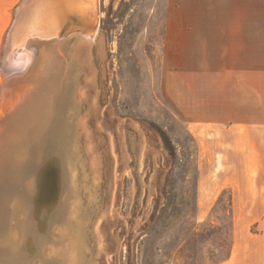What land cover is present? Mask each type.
Listing matches in <instances>:
<instances>
[{
  "label": "rangeland",
  "instance_id": "1",
  "mask_svg": "<svg viewBox=\"0 0 264 264\" xmlns=\"http://www.w3.org/2000/svg\"><path fill=\"white\" fill-rule=\"evenodd\" d=\"M102 13L97 43L66 46L63 91L38 79L42 48L27 77L1 75L0 131L22 123L30 88L47 86L46 108L63 98L56 160L29 162L0 139L6 162L33 182L10 198L2 260L264 264V0H102ZM57 169L74 179L78 215L45 238L33 180Z\"/></svg>",
  "mask_w": 264,
  "mask_h": 264
},
{
  "label": "bare ground",
  "instance_id": "2",
  "mask_svg": "<svg viewBox=\"0 0 264 264\" xmlns=\"http://www.w3.org/2000/svg\"><path fill=\"white\" fill-rule=\"evenodd\" d=\"M102 17H104L102 13V0H26L25 2L18 4L17 8H15L13 12L12 20L3 36L0 49V73L4 77L3 79L12 80L13 78L17 79V77H22V79L23 77H27L28 74H31L37 60L40 58L42 52L41 50L44 49L45 57L42 64L43 66L39 72L40 77L38 79H41V82L51 79L54 80V86L51 87V89L54 90V94L58 93L59 91H63L62 88H64L65 82L68 80L66 75L70 76L69 74L72 72L71 58H69L71 55V50L66 48L67 44L73 40H78L89 45L97 43L99 41ZM65 28L69 29L64 31ZM88 28H90V36H85L90 39L88 41L87 39L83 38L84 36L82 34H78L77 32H75L77 34H73L75 29L84 30ZM40 48L42 49L40 50ZM22 79L21 81L18 80L15 83L20 84L24 82ZM30 90L31 91H28L29 94L26 96L27 99L24 98V105L29 106L25 114L26 117L24 116V120H22L20 125L17 123L18 125H12L11 127H7L5 130L3 128L4 131H0V139L3 141L4 138L13 139L14 144L11 145L13 149L17 147H23V150L26 152L25 157L29 160V162H32L34 155L43 157L48 154V157L55 159L57 151L51 149L50 144L51 142L57 143V136L55 135L57 128L54 127L57 122L55 121V116L56 114H60V112H62L63 98L58 100V97H56L58 95L53 96L56 98L54 103L51 104L50 108H46L47 86H44L43 84L40 86V88L33 87L32 89L30 88ZM16 120L18 121V119ZM49 127L50 129H48ZM45 129L49 131L44 134ZM8 134L10 136L6 137ZM50 149L53 151L51 152ZM7 160L8 159L3 158L0 153V237L3 235V233H5V230L2 229V226L7 223V219L10 217L9 209H11V196L17 195L18 192L22 193V195L26 194V189H28L26 187L29 186V183V189L33 186V184H31L33 183L32 181L29 183L27 182L26 176H29V174L27 172L25 173L23 170L22 172L18 171V166L20 165L10 163V161L6 162ZM33 181L38 183L37 187L39 188L37 201L38 206L41 207L42 211L38 213L39 216L36 217V222L37 226L39 224L40 230H42V236L46 238L48 228H50L55 223H60V228L62 233H64L65 230L67 231L71 225V218H74L76 215H78L76 212L77 204L75 202H71V199L75 194L74 179L72 180V177L71 179H66V176H64L62 170L57 169L47 173L42 171V173L38 174V182L37 179ZM59 192L61 195L58 199H55L54 195L56 194V196H58ZM50 193L53 196L52 199ZM63 196L68 201V204L64 207L65 209L61 208L64 205L60 207L59 204H57V202L60 201ZM46 203H48V207L44 206ZM67 211H71L70 215L67 214ZM25 230L26 229L24 228V232L27 233V230ZM75 247L76 246H73L70 252L74 249H77V247ZM2 249L5 248H0V264H8L9 261L7 258L6 260H2L4 255ZM53 249V258H55L57 261L58 257H62L63 253L57 254L59 250L58 243L54 245ZM41 250L42 249H40V252ZM65 250L67 251V249ZM44 253L41 256L45 257ZM73 255L74 256L72 258L73 260L71 264H76V259L79 258H76L78 255ZM18 256L22 257V264H29V262L32 260V254L22 253ZM15 258L17 257L15 256Z\"/></svg>",
  "mask_w": 264,
  "mask_h": 264
},
{
  "label": "crops",
  "instance_id": "3",
  "mask_svg": "<svg viewBox=\"0 0 264 264\" xmlns=\"http://www.w3.org/2000/svg\"><path fill=\"white\" fill-rule=\"evenodd\" d=\"M23 0H0V49L3 40V36L11 22L12 13L15 8H17L18 4H20ZM1 74H0V85H1ZM0 115H1V107H0Z\"/></svg>",
  "mask_w": 264,
  "mask_h": 264
},
{
  "label": "water",
  "instance_id": "4",
  "mask_svg": "<svg viewBox=\"0 0 264 264\" xmlns=\"http://www.w3.org/2000/svg\"><path fill=\"white\" fill-rule=\"evenodd\" d=\"M26 0H23L21 3H23V2H25ZM22 10V9H21ZM64 29V28H63ZM69 29V28H68ZM67 28H65V30L64 31H67L68 30ZM75 32H77L78 34H82L84 37L83 38H85V39H87V41L88 40H90L88 37L90 36V28H88V29H84V30H80V29H75L74 31H73V34H77V33H75ZM67 36H69V35H67ZM85 36H88V37H85Z\"/></svg>",
  "mask_w": 264,
  "mask_h": 264
}]
</instances>
